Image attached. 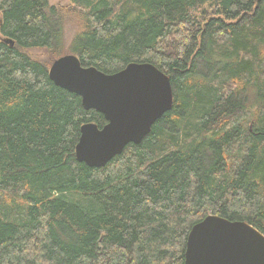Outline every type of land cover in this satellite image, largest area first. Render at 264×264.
Segmentation results:
<instances>
[{"label":"trees","instance_id":"1","mask_svg":"<svg viewBox=\"0 0 264 264\" xmlns=\"http://www.w3.org/2000/svg\"><path fill=\"white\" fill-rule=\"evenodd\" d=\"M72 4L0 0V36L14 41L0 39V264H184L209 214L264 233V0ZM66 24L83 66L149 62L172 82V108L102 167L76 145L85 123L108 120L28 53L63 55ZM246 89L255 111L235 98Z\"/></svg>","mask_w":264,"mask_h":264},{"label":"water","instance_id":"2","mask_svg":"<svg viewBox=\"0 0 264 264\" xmlns=\"http://www.w3.org/2000/svg\"><path fill=\"white\" fill-rule=\"evenodd\" d=\"M49 76L108 120L102 128L81 127L76 156L91 167H102L126 145L140 143L173 106L171 79L149 62H130L107 73L83 66L76 54H64L52 62ZM184 264H264V233L248 221L209 214L192 226Z\"/></svg>","mask_w":264,"mask_h":264},{"label":"rangeland","instance_id":"3","mask_svg":"<svg viewBox=\"0 0 264 264\" xmlns=\"http://www.w3.org/2000/svg\"><path fill=\"white\" fill-rule=\"evenodd\" d=\"M50 5L56 6L58 8L61 7H70L72 6V0H49ZM212 16V14L207 15V17ZM78 28L76 24L70 25L66 24V26L63 27L61 31V40H62V54H75L73 50H71V44L75 35V30ZM28 53L31 57L46 62L50 61L53 62L56 58H52L51 52L47 48H32L28 50ZM195 62H197V72L200 73L202 76H206L207 78L212 77V73L208 71V66L204 65V61L198 57ZM207 64H209L211 67L216 66L215 62H208L205 61ZM52 64V63H51ZM219 66H217L218 68ZM209 73V75H208ZM235 98H239L240 100H244L247 102V105H249L252 109V111H255L261 104V101L258 100L255 90H239L235 93Z\"/></svg>","mask_w":264,"mask_h":264},{"label":"flooded vegetation","instance_id":"4","mask_svg":"<svg viewBox=\"0 0 264 264\" xmlns=\"http://www.w3.org/2000/svg\"><path fill=\"white\" fill-rule=\"evenodd\" d=\"M0 39H2V37H1V36H0ZM2 40H6V39H4V38H3ZM6 41H8V40H6ZM8 42H9V41H8Z\"/></svg>","mask_w":264,"mask_h":264}]
</instances>
